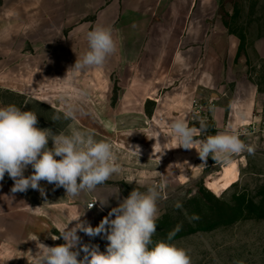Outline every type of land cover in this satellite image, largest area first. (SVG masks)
Here are the masks:
<instances>
[{
  "label": "rangeland",
  "instance_id": "1",
  "mask_svg": "<svg viewBox=\"0 0 264 264\" xmlns=\"http://www.w3.org/2000/svg\"><path fill=\"white\" fill-rule=\"evenodd\" d=\"M127 2L0 0V107L33 111L37 127L53 135L79 130L110 142L125 170L112 177L136 182L126 185L128 194L159 186L160 174L167 175L154 243L166 241L188 250L192 264H264V137L253 134L255 127L240 126L243 114L234 108L237 101L249 103L253 87L264 110V0L196 2L186 21L189 27L178 32V47L170 45L173 36L163 59L139 53L134 45L116 46L104 66L69 70L89 50L87 33L116 23ZM216 20L223 21L232 43L226 53L220 52L221 61L213 54L207 61ZM174 49L178 63L170 69L167 56ZM69 106L76 109L75 119L64 116ZM177 119L196 128L204 122L207 130L197 139L231 125L241 140L255 147V154L234 156L236 171L209 187L208 178L218 177L225 163L198 158L182 181L171 166L174 154L186 151L171 147L176 139L169 136V124ZM48 146H53L51 140ZM138 165L142 169H133ZM193 214L199 219L191 220ZM178 224L181 230L168 240ZM17 229L21 232V226ZM25 249L20 247L19 256L27 264Z\"/></svg>",
  "mask_w": 264,
  "mask_h": 264
},
{
  "label": "clouds",
  "instance_id": "2",
  "mask_svg": "<svg viewBox=\"0 0 264 264\" xmlns=\"http://www.w3.org/2000/svg\"><path fill=\"white\" fill-rule=\"evenodd\" d=\"M87 42L89 50L82 58H77L69 70L81 72L102 67L116 51L110 27L98 26L89 31ZM75 112L76 109L69 106L64 116L75 119ZM37 124V114L33 111H22L15 105L0 107V180L7 173L14 181L13 193L31 188L44 195L40 187L43 180L64 188L68 196L76 198L81 193L94 192L113 174L121 172L110 142L97 141L92 133L79 130L71 135H53L50 129H41ZM169 127L177 148L195 149L205 163L211 157L216 162L230 164L234 156L245 152L255 154V147L241 140L231 125L205 139H197L207 130L204 122L196 128L190 127L186 119H177ZM49 140L53 142L51 148ZM135 154L140 155L139 147L135 148ZM29 166L32 174L25 176ZM171 166L179 169L182 175L186 163ZM167 182V175L161 173L159 186H149L145 192L133 189L96 227L77 218L74 226L62 230L59 236H52L53 240L62 238L63 244L47 246L37 240V251L31 252L32 264H192L188 250L166 241L154 243L152 240L157 229L158 202L163 198L160 189ZM97 201L101 208L108 204V199ZM175 206L182 207L180 203ZM190 219L198 220L199 217L193 214ZM180 230L178 224L168 234V240ZM78 232L89 237L103 234L108 241L105 250L101 251L98 245L81 244ZM81 252L84 255L78 259Z\"/></svg>",
  "mask_w": 264,
  "mask_h": 264
},
{
  "label": "crops",
  "instance_id": "3",
  "mask_svg": "<svg viewBox=\"0 0 264 264\" xmlns=\"http://www.w3.org/2000/svg\"><path fill=\"white\" fill-rule=\"evenodd\" d=\"M198 1L203 4L209 0H128L124 10L120 12L119 20H115L116 23L108 27L112 29L116 46L134 45L140 48L139 53L156 54L163 59L165 56L163 50L168 46V40H173V36H175V42L170 45L174 48L178 47L182 37L179 33H184V28L189 27L190 24L186 21L189 20ZM184 5H187L185 12L179 10ZM181 15L185 17L180 21ZM173 17L174 21H172ZM210 29L209 46L205 56L207 61L212 58V54L217 55L220 60V52L226 53L232 39L222 20L214 21ZM217 34L219 37L216 36ZM262 47L260 42L258 48L262 49ZM178 54V51L174 49L167 56L170 69L178 63ZM237 102L239 104L235 103L234 108L240 109L243 114V117L239 118V125L253 126L256 128L253 134L260 133L264 137V110L261 107L262 101L257 93L255 95L253 87L249 103ZM235 116L238 117L237 111ZM169 136H174L172 131ZM174 146L176 144L171 147ZM192 156L197 157L195 160L199 158L195 149L178 151L174 154V160ZM122 166L126 167L125 164ZM133 169L140 170L142 167L138 165ZM157 169L158 165H155L150 170L156 173ZM32 171L29 166L24 175L29 176ZM135 183L114 176L98 186L94 192L81 193L79 197L73 198L66 194L64 188H57L54 184L43 180L40 182V187L44 189V195H41L39 190L31 188L26 193H13L14 181L6 173L3 180H0V264H24L20 262V247L22 250L26 248L30 256L27 264H32L31 252L35 254L37 251L36 241L39 240L47 246L63 244L62 238L53 240L52 236H59L62 230L74 226L77 218L87 221L92 227L98 226L111 209L117 207L119 202L129 195L126 192V185H136ZM146 190L147 188L141 189V192ZM97 199L105 201L108 199V204L101 208L100 203L96 202ZM90 203L95 205L88 208L87 205ZM9 226L16 229L7 230ZM19 226H21V232L17 229ZM2 228H5V231ZM78 235L81 237V244L98 245L101 251L105 250L108 243L103 234L89 237L83 232H78ZM83 255L81 252L78 259Z\"/></svg>",
  "mask_w": 264,
  "mask_h": 264
},
{
  "label": "bare ground",
  "instance_id": "4",
  "mask_svg": "<svg viewBox=\"0 0 264 264\" xmlns=\"http://www.w3.org/2000/svg\"><path fill=\"white\" fill-rule=\"evenodd\" d=\"M196 158H197L196 156H192V157H185V158H177L175 160V162H174L175 164L176 163H184V162L186 163L185 170H184L182 175L180 174V170L176 169L177 173L179 174V178H181L182 181L186 179L187 172L193 166V163H194L193 161ZM237 166H238L237 162L234 160H232V162L230 164L223 165L221 168V173L218 177H216V178L209 177L208 178V180L206 182L208 187L213 185V184L223 182L227 178V176H230L232 173H234L236 171V169L238 168Z\"/></svg>",
  "mask_w": 264,
  "mask_h": 264
},
{
  "label": "built area",
  "instance_id": "5",
  "mask_svg": "<svg viewBox=\"0 0 264 264\" xmlns=\"http://www.w3.org/2000/svg\"><path fill=\"white\" fill-rule=\"evenodd\" d=\"M252 129H253V131H255L253 126H252ZM90 204H94V203H90ZM90 204L87 205L88 208H89V205H90ZM94 205H95V204H94ZM94 205H93V206H94ZM93 206H92V207H93ZM92 207H91V208H92Z\"/></svg>",
  "mask_w": 264,
  "mask_h": 264
}]
</instances>
